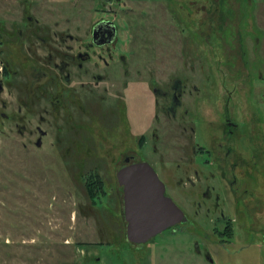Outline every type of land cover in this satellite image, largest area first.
<instances>
[{
	"label": "flooded vegetation",
	"instance_id": "af4514ba",
	"mask_svg": "<svg viewBox=\"0 0 264 264\" xmlns=\"http://www.w3.org/2000/svg\"><path fill=\"white\" fill-rule=\"evenodd\" d=\"M96 1L100 7H95L93 12L103 10L106 13L96 16L93 13L85 28H58V22H55V27L48 29L41 23L43 18L31 13L29 8H23L21 17L17 19L7 18L9 22L0 17V21H4L0 22V53L4 54V65L12 66L13 54L10 53L25 51L23 59L17 58L16 61L28 68L24 75L26 107L41 105L43 112L54 114L53 144L61 145V155L67 156L70 146L82 139L75 138L78 134L73 131L75 128L83 130L84 139L100 135L97 122L101 120L94 117L95 106L101 103L108 91H114L115 99L105 100L107 108L103 113L121 116L124 120L122 128L139 134L116 140V137L108 139L102 133L107 148L111 145L118 147L116 156H111L106 148V153L97 159L82 153L74 155L68 162L89 166L86 169L89 175L82 177L88 195L92 188H95L91 191L95 196L107 194V211L112 214L107 216V228L111 221L115 233L121 227H118L121 222L116 217L119 212L115 205L118 202L123 218L124 242L137 250L144 246L151 249L154 236L164 230L168 231L165 236H172V232L185 225L186 232L197 235L192 240V248L201 254L204 264H264V111L256 108L255 95L239 93L236 87L225 92L224 76H197L195 71L189 74L190 67H184V76H171L165 83L148 77L145 86L135 88L147 103L146 110L140 111L135 123L131 114L137 108L124 93L130 87L125 80L131 77L128 48L119 49L117 26L107 19V9L112 10L113 1L114 4L118 1ZM189 2L190 6L200 2L201 7H189L188 10L191 12L193 9L196 20L207 12L209 5L216 3L215 0ZM185 12L188 13L186 9ZM202 20L207 21L205 18ZM205 28H209L208 23H205ZM202 31L195 27L192 29V33L199 37ZM218 36L221 39V35ZM222 49L218 51V57L223 62ZM2 68L0 92L5 78L10 81L14 74L10 69L3 73ZM119 70L123 75L120 87H112L113 83L109 82L112 78L108 75ZM213 80L218 86L208 91L206 85L215 84ZM0 115L6 119L13 117L4 111ZM118 124L120 122L111 124L107 119L108 130ZM35 130L38 135L34 144L40 146L47 131L36 125ZM30 133L33 134L32 129ZM171 148L182 153L168 157ZM165 153L167 157H164ZM90 159L107 165L116 161L120 163L117 170L140 161L147 162L153 169L159 167L156 174L164 185V194L181 209L183 220L168 225L143 242L130 241L126 235L123 185L117 180V170L115 178L121 185V195L117 187L113 189L109 179L106 191L101 177L97 178L100 181L98 186L93 187L96 168L94 163L90 164ZM108 231L111 235V229ZM118 237L121 238L115 234L116 241ZM167 237L160 238L170 242ZM116 243L107 238V245Z\"/></svg>",
	"mask_w": 264,
	"mask_h": 264
},
{
	"label": "rangeland",
	"instance_id": "374dc122",
	"mask_svg": "<svg viewBox=\"0 0 264 264\" xmlns=\"http://www.w3.org/2000/svg\"><path fill=\"white\" fill-rule=\"evenodd\" d=\"M117 1V4L113 1L112 10L107 9V19L117 26L119 49L128 48L131 77L125 80L130 87L124 93L137 108L131 114L135 123L140 111L147 108L144 97L135 88L145 86L148 77L165 83L171 76H184V67H190L189 74L195 71L197 76H224L225 92L236 87L239 93H251L255 95L256 108L264 111V0H215L198 17L199 21L207 20L200 21L201 24L193 9L188 11L189 7L200 6V2L190 6L189 0ZM95 7H100L96 0H0V17L9 22L7 18L17 19L23 8H29L31 13L43 18L41 23L48 29L54 28L55 22L58 28H85L93 13L95 16L106 13L93 12ZM205 23L210 29L205 28ZM194 27L203 29L201 37L192 33ZM221 49L223 62L218 57ZM24 52L10 53L13 54L11 67L4 65V54L0 53V72L2 66L3 73L8 69L14 71L10 81L5 78L0 92V112L13 116L6 119L0 115V264H204L201 254L192 248L197 235L186 232L185 225L172 232V236H165L167 230L154 236L153 242L157 243L153 252V242L151 249L144 246L142 250L124 242L118 202L115 208L120 214L116 217L121 227L115 233L111 221L107 228V216L112 215L107 211V194L90 197L82 181L89 175L86 170L89 166L72 165L69 160L82 153L96 159L106 153L107 142L103 141L102 133L117 140L137 136L139 132L130 133V129L122 128L121 116L103 113L107 108L105 100L113 101L116 95L108 91L95 106L94 117L101 120L97 122L100 135L84 139L83 130L75 128L73 131L78 133L75 138L84 140L79 139L70 146L67 156H62L63 147L53 144L54 114L43 112L41 105L26 107L24 75L28 68L16 61L23 59ZM108 77L112 78L109 81L112 87H120L123 78L120 70L112 71ZM213 81L215 84L206 85L208 91L217 88V81ZM146 92L150 93L147 89ZM107 119L111 124H120L108 130ZM35 125L47 131L40 146L34 144L38 135ZM117 149L111 145L107 151L116 156ZM181 153L171 148L168 157ZM91 163L98 172L95 171L96 179L104 180L103 189L107 190L109 179L121 195V185L115 178L120 163L107 165L90 159ZM154 170L158 173L159 167ZM114 233L121 238L116 241ZM160 237L170 238V242ZM107 238L118 243L109 246Z\"/></svg>",
	"mask_w": 264,
	"mask_h": 264
},
{
	"label": "water",
	"instance_id": "95a60500",
	"mask_svg": "<svg viewBox=\"0 0 264 264\" xmlns=\"http://www.w3.org/2000/svg\"><path fill=\"white\" fill-rule=\"evenodd\" d=\"M117 180L123 185L126 235L132 242H143L170 224L183 220V212L164 194V185L145 161L120 167Z\"/></svg>",
	"mask_w": 264,
	"mask_h": 264
},
{
	"label": "trees",
	"instance_id": "16d2710c",
	"mask_svg": "<svg viewBox=\"0 0 264 264\" xmlns=\"http://www.w3.org/2000/svg\"><path fill=\"white\" fill-rule=\"evenodd\" d=\"M97 174H98V172H97ZM100 178V177H99ZM97 179H94V183L93 184H95V186H93V187H97L98 186V182H100L99 180L98 181H96ZM93 189H95V188H93ZM92 189V190H93ZM91 189H89V195H90V197L92 196V198L94 197V195L95 194H93L91 191H92Z\"/></svg>",
	"mask_w": 264,
	"mask_h": 264
}]
</instances>
